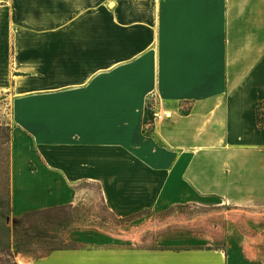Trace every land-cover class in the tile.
<instances>
[{
  "label": "crops",
  "instance_id": "obj_1",
  "mask_svg": "<svg viewBox=\"0 0 264 264\" xmlns=\"http://www.w3.org/2000/svg\"><path fill=\"white\" fill-rule=\"evenodd\" d=\"M0 91L13 215L125 220L20 264H264V0H0Z\"/></svg>",
  "mask_w": 264,
  "mask_h": 264
},
{
  "label": "rangeland",
  "instance_id": "obj_2",
  "mask_svg": "<svg viewBox=\"0 0 264 264\" xmlns=\"http://www.w3.org/2000/svg\"><path fill=\"white\" fill-rule=\"evenodd\" d=\"M11 155L10 95L0 91V264H20L22 256L35 257L54 248L77 245L67 238L72 230L92 227L113 233L125 221L115 217L97 194L75 208L63 206L14 216L11 207ZM181 210L155 215L152 221L157 223L156 227L146 228L144 232L157 235L169 229H180L178 217ZM248 218L258 221L257 226L264 230L263 211L235 216L234 220L242 231H251L245 225ZM221 223L225 225L227 222L222 219Z\"/></svg>",
  "mask_w": 264,
  "mask_h": 264
},
{
  "label": "built area",
  "instance_id": "obj_3",
  "mask_svg": "<svg viewBox=\"0 0 264 264\" xmlns=\"http://www.w3.org/2000/svg\"><path fill=\"white\" fill-rule=\"evenodd\" d=\"M146 108L150 113V118L146 124L151 125L154 121H156L162 117V115L159 113V111H157L155 108L153 96H151V94H149L146 98Z\"/></svg>",
  "mask_w": 264,
  "mask_h": 264
}]
</instances>
